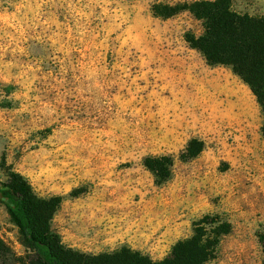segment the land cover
<instances>
[{
    "label": "rangeland",
    "instance_id": "374dc122",
    "mask_svg": "<svg viewBox=\"0 0 264 264\" xmlns=\"http://www.w3.org/2000/svg\"><path fill=\"white\" fill-rule=\"evenodd\" d=\"M181 1L0 0V164L61 196L51 227L67 247L160 260L210 215L230 229L203 264H264V113L185 41L202 20L152 13ZM232 8L264 15V0ZM162 154L165 179L143 165ZM0 238L29 251L1 203Z\"/></svg>",
    "mask_w": 264,
    "mask_h": 264
},
{
    "label": "trees",
    "instance_id": "16d2710c",
    "mask_svg": "<svg viewBox=\"0 0 264 264\" xmlns=\"http://www.w3.org/2000/svg\"><path fill=\"white\" fill-rule=\"evenodd\" d=\"M151 10L159 17L187 11L202 20V32L198 35L186 32L185 41L209 64L230 66L264 113V15L238 12L232 8V0L156 2ZM261 133L264 136V124ZM199 150L198 146L190 156ZM143 165L156 177L165 179L172 158L165 154L145 156ZM0 168L4 175V180H0V203L29 250L24 256L13 257L0 238V264H203L212 256L220 236L230 229L227 221L204 215L194 223L192 234L178 240L160 260L127 246L98 253L83 252L65 246L51 227L61 196L38 195L21 173L4 163Z\"/></svg>",
    "mask_w": 264,
    "mask_h": 264
},
{
    "label": "crops",
    "instance_id": "0c3cea01",
    "mask_svg": "<svg viewBox=\"0 0 264 264\" xmlns=\"http://www.w3.org/2000/svg\"><path fill=\"white\" fill-rule=\"evenodd\" d=\"M237 11H238V12H246V13H248V14H254V15H255V14H257V15H263V14H261L260 12H257L256 10H251V11L248 10V11H245V9L243 10V9L240 8V9H238Z\"/></svg>",
    "mask_w": 264,
    "mask_h": 264
}]
</instances>
